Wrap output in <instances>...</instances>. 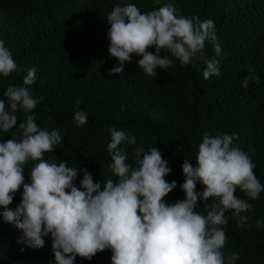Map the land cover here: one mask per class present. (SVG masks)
<instances>
[{"label": "trees", "instance_id": "trees-1", "mask_svg": "<svg viewBox=\"0 0 264 264\" xmlns=\"http://www.w3.org/2000/svg\"><path fill=\"white\" fill-rule=\"evenodd\" d=\"M129 3L141 12L170 4L178 17L214 21L216 42L222 48L221 74L205 80L206 65L199 53L188 65L172 58L174 67L157 69L156 77L137 67L135 55L124 72L110 74L119 62L108 53L110 25L105 19L113 7ZM0 41L17 64L16 71L0 77V99L7 105L6 87L22 85L33 67L37 75L30 88L34 96L43 97L32 112L18 110L17 125L0 131V140L10 139L18 124L33 115L41 129L57 128L63 134L62 147L46 153L45 159L86 168L94 182L102 184L115 179L107 150L108 129L115 127L135 136L145 151L158 148L171 168L165 179L177 185L164 200L174 203L185 198L180 187L184 159L195 163L204 135L228 134L235 137L234 145L250 154L264 185V0H0ZM202 51L206 59L217 58L211 41ZM165 55L170 54L162 50L161 56ZM245 77H256L258 82L250 78L244 88ZM77 108L88 121L79 127L73 123ZM135 146H119L129 162L134 160ZM32 166L31 162L25 166V182ZM196 191H202L200 184ZM21 193L22 189L10 208L20 203ZM235 194L248 199L239 189ZM248 202L252 208L241 214L249 217L246 225H238L232 212H226L227 243L222 251L225 256L238 252L236 264H264V227L256 225L258 219L264 221V191ZM212 203V198L198 200L196 211L206 215L205 204ZM21 237L19 229L0 217V264H53L50 237L40 248L28 247ZM111 254L98 252L91 260L77 256L74 264H111Z\"/></svg>", "mask_w": 264, "mask_h": 264}, {"label": "clouds", "instance_id": "clouds-1", "mask_svg": "<svg viewBox=\"0 0 264 264\" xmlns=\"http://www.w3.org/2000/svg\"><path fill=\"white\" fill-rule=\"evenodd\" d=\"M105 20L110 25L108 53L119 62L110 74L124 72L135 55L137 67L146 76L156 77L157 69L174 67L172 58L188 65L198 53L206 65L205 80L221 74L222 48L210 19L178 17L170 4L141 12L129 3L113 7ZM206 41L213 42L217 58H204ZM162 50L170 55L161 56ZM16 70L11 52L0 41V77ZM36 75V68H29L22 85L6 87L7 105L0 99V131L17 125L18 110L30 113L43 100L30 88ZM250 78L258 82L256 77H245L241 86L247 88ZM87 122V114L77 108L73 123L79 127ZM108 131L115 179L102 184L94 182L86 168L45 159L46 153L62 147L63 134L57 128L41 129L33 115L18 124L10 139L0 140V217L21 231V242L40 248L44 238L50 237L53 264H74L77 256L91 260L105 250L112 253L111 264H236L238 252L225 256L222 251L227 243L226 212H232L238 225H246L249 217L241 214L252 208L248 201L259 198L264 185L257 179L250 154L233 144L235 137L204 135L195 163L184 159L181 165L185 198L166 203L164 198L177 185L165 179L171 168L158 148L145 151L135 136L115 127ZM124 143L136 145L132 162L119 147ZM30 162L33 166L25 182V166ZM197 184L202 191H196ZM21 189L20 203L10 208ZM237 189L248 199L238 197ZM209 198L213 203L205 204L206 215L196 211L198 200ZM256 225L264 227V221L258 219Z\"/></svg>", "mask_w": 264, "mask_h": 264}]
</instances>
